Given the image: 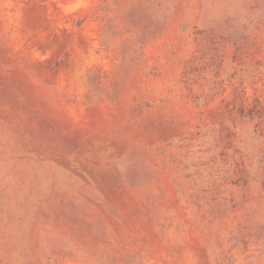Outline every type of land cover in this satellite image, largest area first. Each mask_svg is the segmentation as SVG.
Masks as SVG:
<instances>
[{
  "label": "rangeland",
  "instance_id": "374dc122",
  "mask_svg": "<svg viewBox=\"0 0 264 264\" xmlns=\"http://www.w3.org/2000/svg\"><path fill=\"white\" fill-rule=\"evenodd\" d=\"M0 264H264V0H0Z\"/></svg>",
  "mask_w": 264,
  "mask_h": 264
}]
</instances>
